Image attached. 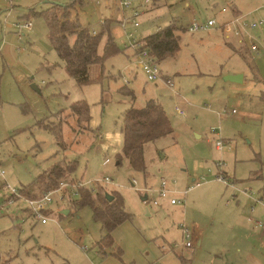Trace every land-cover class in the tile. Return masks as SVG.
Returning <instances> with one entry per match:
<instances>
[{
    "label": "rangeland",
    "instance_id": "obj_1",
    "mask_svg": "<svg viewBox=\"0 0 264 264\" xmlns=\"http://www.w3.org/2000/svg\"><path fill=\"white\" fill-rule=\"evenodd\" d=\"M47 1L71 0H0V163L4 170L0 175V263H264V228L256 224V219L263 217L264 206L242 192L228 202L232 188L215 178V161L222 158L224 170L240 188L247 187L253 197L262 194L264 198V34L257 42L259 53L250 55L236 51L228 42L232 39L239 48L235 38H228L217 28L204 33L181 30L178 52L158 61L161 80L148 81L140 69L130 67L122 70L130 80L125 84L118 69L126 64L123 41L125 32L131 30L130 23L121 25L119 20L123 17L116 0H81L82 5L77 3L73 9L79 21L101 31L110 19L109 31L122 50L104 59L102 74L101 65L92 63L91 81L80 85L62 64L42 14L31 10L36 16L30 18L32 27L23 34L18 35L17 27L12 25L24 21L23 15L31 8L41 10L47 6ZM150 1L145 11L137 15L139 38L170 22L180 29V24L185 26L194 18L216 17L220 21L231 16L230 7L234 4L245 10L264 2ZM222 7L227 8L223 13ZM130 14L125 8V17ZM107 36V30H103L99 52H103ZM73 40L74 34L69 36L71 43ZM230 72L243 75L242 81L226 79L228 73L235 74ZM168 77L172 79L171 86L166 83ZM124 85L133 91L134 100L119 92ZM151 98L165 108L173 131L146 145L144 154L149 159L144 175L134 171L125 156L118 164L117 155L122 151L121 123L126 108L143 106ZM75 100L88 103V125L77 123L76 115L68 116L67 110ZM176 106L183 112L178 113ZM61 108L65 110L58 115ZM44 123L60 127L64 147L58 144L53 129ZM213 126L227 141L221 151L214 145ZM151 156L154 158L149 161ZM57 160L75 162L74 169L66 171L63 180H87L108 174L113 182L102 189L121 192L130 216L110 231L109 245H98L104 234L102 224L94 218L88 204L76 208L70 207L68 201L53 202L51 218L42 223L29 214L23 199L13 197L11 203L7 202V183L14 188L26 186ZM200 174L207 181L190 189L184 199L188 216L185 223L191 229L190 223L194 221L201 229L200 241L192 230L191 246L176 239L171 244H178L170 248L162 237L152 236L148 225L155 219L153 205L141 200L139 190L131 186L130 180L135 177L140 186L145 180L152 184L151 177L163 175L174 178L177 187L183 189L192 182L190 175ZM63 208L70 212L59 216Z\"/></svg>",
    "mask_w": 264,
    "mask_h": 264
},
{
    "label": "trees",
    "instance_id": "obj_2",
    "mask_svg": "<svg viewBox=\"0 0 264 264\" xmlns=\"http://www.w3.org/2000/svg\"><path fill=\"white\" fill-rule=\"evenodd\" d=\"M47 2L48 5L46 7L35 13L42 14L44 20H46L53 47L57 51L68 75L80 85L88 84L91 81L89 76L90 65L92 63L100 64L102 74V71H104V59L122 50L118 47L114 36L109 31L110 19L105 22V27L103 28L108 33L103 45V52H99L98 46L103 36V30L92 33L90 27L83 25L77 15L73 13L77 3L82 5L81 0H71L65 3L59 1ZM176 30H178V27L175 22H170L143 38L145 45L151 48L158 61L165 58L166 55L177 53L180 49ZM72 34H74V40L71 43L69 36ZM119 91L134 96L132 91L125 85L121 86ZM64 110L61 108L58 115ZM67 111L68 116L72 114L77 116V123L84 122L88 125L90 111L85 100H75L70 104ZM44 125L49 126L46 123ZM49 127L53 129L58 144L64 147L60 127ZM121 131L123 145L121 153L117 155V163L119 164L123 156H125L134 171L145 173L146 158L144 153L146 145L159 137L172 133L173 127L169 115L162 104L151 98L146 100L143 106L134 107L131 105L126 108L121 123ZM74 167L75 162H70L69 164V162L64 160L54 161L43 171L39 172L29 184L19 187V190L27 197L37 196L57 186L63 180L62 178L66 171L71 172ZM104 186V184L98 185L97 190L94 192L88 188L81 187L79 196L67 200L71 205L70 207L77 208L86 204L91 206L94 218L102 224L104 234L98 241V245L101 247L112 242L110 231L130 216L125 208L122 194L116 189L111 193L109 191L106 192L102 189ZM63 213L62 209L59 212V216H62Z\"/></svg>",
    "mask_w": 264,
    "mask_h": 264
},
{
    "label": "built area",
    "instance_id": "obj_3",
    "mask_svg": "<svg viewBox=\"0 0 264 264\" xmlns=\"http://www.w3.org/2000/svg\"><path fill=\"white\" fill-rule=\"evenodd\" d=\"M11 1V0H9ZM96 2V0H94ZM140 3L136 4L132 0H116L117 9L121 12V17L119 21L121 25L125 27L126 23H130L131 30L126 31V40L123 41L124 50L131 51V59L127 62V67L124 68H137L140 69L145 78L148 81H158L162 78V72L159 66V62L156 56L153 54L150 47L145 45L143 38L138 37L137 28L140 25V22L137 18V15L145 11V7H148V4L151 3L150 0H139ZM125 8L131 11L129 17H125ZM258 8L260 13L259 15H253V12ZM255 10L248 12L235 13L232 17L227 18L226 20L218 21L216 17H210L206 20L195 18L189 24H187L186 29L192 33L195 32H208L211 28H218L223 32L228 38H235L239 43L245 44L248 49L254 54H257L260 50V45L257 43L255 35L252 33L254 28L257 26H262L264 24V3L258 5ZM225 9V8H223ZM104 18L101 19L103 23ZM17 27L18 35L22 34L24 30L30 29L32 27V21L29 19H24V21H15L12 23ZM92 33H96L95 28H90ZM3 36V33H2ZM230 36V37H229ZM4 37V36H3ZM123 70V68H122ZM120 70L122 79L125 84L130 83V80L125 78ZM166 83L172 85V79L167 78ZM178 113H182L183 109L176 106ZM236 109L233 108L232 112ZM211 132L214 134L215 138V148L221 151L225 146H227V141L225 142L224 137L221 136V132L217 127L211 128ZM107 161V160H106ZM224 160L219 158L215 161V167L217 168L215 178L224 183L227 187H231L232 191L230 198H235L238 195V192H242L244 195L254 198L255 203H261L264 206V198L261 194L258 197H253L252 192L246 188H240L236 179L231 178L228 173L224 170ZM4 170L0 163V175L3 176ZM207 181L205 175H199V177L192 180L184 189L180 192L181 194H176L174 178H166L162 176L157 185L154 186H137V181L135 177H132L130 183L137 190L139 189L153 206L161 205L163 202L168 201L170 203H184V198L186 193L197 186H200L202 182ZM113 182L112 178L107 174L104 177L92 178V179H72V180H61L59 184L53 188L42 192L37 196L27 197L19 190V187H11L8 183L6 184L7 189L9 190V198L7 199L8 203H11L14 198H21L24 200L25 208L28 210L29 214L40 220L42 223H46L49 218H51L52 213V203L62 204L70 198H75L80 195V188L85 187L91 191H96L98 185H107V183ZM254 205L251 206V210H254ZM54 206V205H53ZM264 213V211H263ZM256 224L259 228H264V214L262 218L256 219ZM180 231H182V243L185 246H191L193 243V234L190 227L184 223H179Z\"/></svg>",
    "mask_w": 264,
    "mask_h": 264
},
{
    "label": "crops",
    "instance_id": "obj_4",
    "mask_svg": "<svg viewBox=\"0 0 264 264\" xmlns=\"http://www.w3.org/2000/svg\"><path fill=\"white\" fill-rule=\"evenodd\" d=\"M264 2H262V3H256L255 5H253V6H247V8L248 9H245V10H241V9H243L242 7L240 8L239 6H237L236 4H234V5H232L231 7H230V12H231V16H228V17H225V18H222V20H226L227 18H230V17H232L235 13H241V12H248V11H252V10H255V8L258 6V5H261V4H263ZM47 4H48V2H47ZM46 7V6H45ZM226 7V6H225ZM225 7H222V9H221V12L223 13V12H225L226 11V9L227 8H225ZM223 8H225V9H223ZM31 10L33 11V12H37V11H39V10H37V9H35V8H31L30 10H29V12H26L24 15H23V19H29L30 20V18L32 17V16H36V15H39L38 13L36 14V15H32L31 14ZM259 12V10H258V8H256V10L253 12V15H259L260 13H258ZM195 19V18H194ZM32 21V20H31ZM180 26H182L180 29H178V30H176V33H177V35L179 34V32L182 30H186V26L187 25H183V24H180ZM158 28H160V26H158L156 29H158ZM155 29V30H156ZM218 29V28H217ZM154 30V31H155ZM153 31V32H154ZM209 32V31H208ZM222 32V31H221ZM150 33H152V32H150ZM149 33V34H150ZM201 33H204V32H201ZM223 33V32H222ZM252 33L255 35V38H256V40H257V42L259 41L260 42V38L262 37V34H264V28L261 26V27H258V28H255V29H253L252 30ZM23 34V33H22ZM148 34V35H149ZM148 35H145V37L146 36H148ZM4 36V35H3ZM234 39V38H233ZM230 40H232V39H229L228 40V42H229V44L231 45V46H233V48L236 50V51H238V52H242V51H247L250 55H251V51H250V49H248L247 48V46L245 45V44H241V43H239L238 42V40L237 39H235L236 41H237V44L239 45V48H237L236 46L237 45H234L233 43H232V41H230ZM258 42V43H259ZM0 50H1V48H0ZM123 53H124V55H125V58H126V64L125 65H123L124 67H127V62L131 59V51L130 50H123ZM259 53V52H258ZM255 55H257V54H255ZM119 67V69H118V73H119V71L120 70H122V68H124V67ZM230 73H236V72H230ZM135 76V75H134ZM127 87V86H126ZM128 88V87H127ZM129 89V88H128ZM131 90V89H130ZM132 91V90H131ZM119 92H121V91H119ZM132 93H133V91H132ZM134 94V93H133ZM127 95H129V94H127ZM130 96V95H129ZM131 98H132V100H134V98H135V94H134V96H131ZM145 155V154H144ZM145 158H146V164L148 163V160H147V158L149 159V157L147 156L146 157V155H145ZM153 156H151V159L149 160V161H151V160H153ZM147 169V168H146ZM147 171L148 170H146V172L144 173V175H146V173H147ZM163 176V175H162ZM191 176V179L193 180V179H195V178H197L196 176H194V175H190ZM189 176V177H190ZM159 179L160 178H156V177H151V183L152 184H148L147 183V181L145 182L144 181V183H142V184H139L140 186H144V185H147V186H154V185H157L158 184V182H159ZM191 180V181H192ZM191 183V182H190ZM190 183H187V184H185V185H188V184H190ZM131 184V183H130ZM132 186V185H131ZM137 186H138V184H137ZM175 191H176V194H178V195H180L181 193V191L184 189H180V188H178L177 187V185H176V183H175ZM134 187V186H133ZM198 187V186H197ZM135 188V187H134ZM136 189V188H135ZM139 190V189H138ZM121 193V192H120ZM139 193H140V197H141V200L143 201V202H145L146 201V197H145V195L139 190ZM188 193V192H187ZM185 199V198H184ZM184 203H185V201H184ZM184 203H168V202H165V203H163V204H161V205H154V206H152V208H153V211H155V213H154V216H155V219L153 220V221H151V223H150V225H148V227H149V229H150V232H152V236L153 237H162L164 240H166L167 242H168V244H169V246H170V248H174V245H177L178 243H181L182 244V241H181V237H182V231H180V227H179V223L180 222H186L185 220H186V218L188 217L187 215H185V212H184V209H185V206H184ZM64 209V208H63ZM253 213V212H252ZM167 214V215H166ZM190 226H191V230H193V232L195 233V239L196 240H198L197 242H199L200 241V237H201V235L199 234L200 232H201V229L199 228L198 229V227L194 224V221H191V223H190ZM259 228V227H258ZM176 239H178L179 240V242L177 243V242H173L172 244H171V242L173 241V240H176ZM193 242H194V240H193ZM162 247H165L164 245H162ZM255 260H256V257H253ZM255 264H264V263H261L260 261L259 262H255Z\"/></svg>",
    "mask_w": 264,
    "mask_h": 264
},
{
    "label": "water",
    "instance_id": "obj_5",
    "mask_svg": "<svg viewBox=\"0 0 264 264\" xmlns=\"http://www.w3.org/2000/svg\"><path fill=\"white\" fill-rule=\"evenodd\" d=\"M56 2V1H53ZM225 78L227 79H231V80H235V81H242L243 79V75L239 74V73H235V74H227L225 75ZM34 86H36L35 84H33ZM64 213H68L69 212V208H64L63 209Z\"/></svg>",
    "mask_w": 264,
    "mask_h": 264
}]
</instances>
